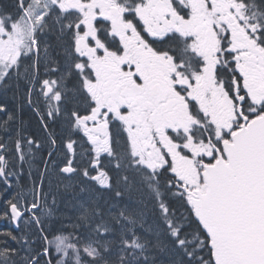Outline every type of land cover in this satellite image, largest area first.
I'll use <instances>...</instances> for the list:
<instances>
[{
  "label": "snow or ice",
  "instance_id": "snow-or-ice-1",
  "mask_svg": "<svg viewBox=\"0 0 264 264\" xmlns=\"http://www.w3.org/2000/svg\"><path fill=\"white\" fill-rule=\"evenodd\" d=\"M0 90V264H264V0H0Z\"/></svg>",
  "mask_w": 264,
  "mask_h": 264
},
{
  "label": "flooded vegetation",
  "instance_id": "flooded-vegetation-1",
  "mask_svg": "<svg viewBox=\"0 0 264 264\" xmlns=\"http://www.w3.org/2000/svg\"><path fill=\"white\" fill-rule=\"evenodd\" d=\"M22 94V90H21ZM0 103H4L8 106L10 110H15L20 103L19 96H13V92L11 90L5 92L0 90ZM21 118L25 121V128L29 133H35L38 137L42 138L41 129L39 127V121L36 118L35 114L28 110L26 107L20 113ZM0 117H3V114H0ZM9 225H7V228ZM6 228V226H4Z\"/></svg>",
  "mask_w": 264,
  "mask_h": 264
},
{
  "label": "rangeland",
  "instance_id": "rangeland-1",
  "mask_svg": "<svg viewBox=\"0 0 264 264\" xmlns=\"http://www.w3.org/2000/svg\"><path fill=\"white\" fill-rule=\"evenodd\" d=\"M0 223L4 225V223H2V222H0Z\"/></svg>",
  "mask_w": 264,
  "mask_h": 264
}]
</instances>
